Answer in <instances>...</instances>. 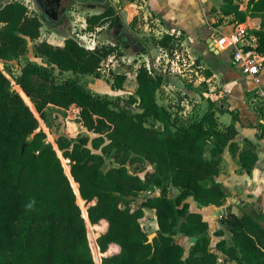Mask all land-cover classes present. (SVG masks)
<instances>
[{
	"label": "trees",
	"instance_id": "1",
	"mask_svg": "<svg viewBox=\"0 0 264 264\" xmlns=\"http://www.w3.org/2000/svg\"><path fill=\"white\" fill-rule=\"evenodd\" d=\"M219 9L234 23L252 16L259 25L253 30L257 50L264 54V0H249L246 9L239 0H224ZM113 13L107 8L89 16L88 28L113 26ZM42 19L21 0L0 3V61L19 59L28 39L36 41L37 54L46 60L21 68L15 78L20 92L0 68V264H95L92 253L99 248L95 241L90 249L87 213L94 224L107 222L98 238L101 250L120 246L118 253L103 257L104 264H220L222 257L264 264V225L257 217L246 211L238 215L229 206L221 217L231 232L227 239L188 201L224 205L228 196L216 176L225 148L250 172L258 159L255 144L235 140L236 127L220 123L213 101L199 117L159 103L157 93L168 79L164 73L141 67L128 100L91 91L80 75L99 78L102 60L119 44L88 48L74 37L63 45L40 40ZM180 39L165 34L156 43L174 50ZM66 71L73 75L63 76ZM126 79L116 74L112 86L122 89ZM52 106L74 114L92 136L65 132L56 145L48 141L39 116L45 119ZM258 130L264 139V125ZM108 155L117 163L105 169ZM145 162L152 169L144 176L130 171L129 163ZM150 189L157 192L145 195ZM147 209L155 211L158 224L153 242L142 226ZM179 233L195 239L188 251L176 240Z\"/></svg>",
	"mask_w": 264,
	"mask_h": 264
},
{
	"label": "crops",
	"instance_id": "2",
	"mask_svg": "<svg viewBox=\"0 0 264 264\" xmlns=\"http://www.w3.org/2000/svg\"><path fill=\"white\" fill-rule=\"evenodd\" d=\"M81 3L84 4L82 10L84 14L81 11L78 14L80 16L82 14L80 19L84 22L83 28L95 34V40L89 44L91 47H95L97 44L107 45V43H112L116 39L119 42L114 43V45L119 44V46H124L128 49L134 47L138 51H143L144 54L149 55L148 42L145 35L159 33L163 35L177 34L181 36L180 46L190 52V56L194 55L202 62H205V65H199V68L202 66L203 68H208L206 75L201 74L194 67L189 69L196 71L197 77L194 78L196 81V83H193L194 86H199L198 82H206L205 84L207 85L206 90L201 92L199 89H195L196 93L200 94V96L202 93V97H206L207 108L210 101L215 102L214 109L220 123L222 125L233 124L237 129L235 140L240 145H243L246 140L253 142L258 156L254 167L248 172L241 167L238 156L231 153L229 148L226 147L223 152V168L216 176V180L222 184L228 196L227 199L231 200L229 206H231L233 212L241 215L247 210V207L243 205L247 204L251 211L246 212L257 217L264 225V219L261 220L254 212L257 208H260L258 212H261L264 218V139L258 136V125L261 122L259 106L254 96V83L245 77L234 64L230 50H218L217 53L213 50L214 47L210 41V37H213L214 41H216L215 38L220 33L214 32L212 27L217 31H227L234 23L232 22L229 25L220 24L215 19L214 14H217L218 11L220 12L219 7L223 1L82 0ZM107 8L113 10L114 13L111 17L115 19V24L110 26V23L106 22L101 26H96L94 30H90L87 18L94 14H100ZM220 16L223 18L227 17L222 14ZM151 22L157 27L152 28L150 26ZM243 23L246 24V22ZM252 23L255 24L256 22L253 20ZM255 25L257 26V24ZM255 25L253 28H258ZM158 50L162 51V53L171 51L161 45H158ZM224 51L230 53L229 60L221 57ZM210 52H213V55L208 56ZM205 60H207V63ZM186 76V72L179 76L184 81V88L175 86L169 79L164 81L162 87L168 91L174 90V88H179L180 90L188 89V84L185 81ZM189 81L192 80L189 79ZM188 201L191 203L192 210L200 211L202 214L204 209L215 210L213 207H199L192 198H189ZM257 201H259L258 205L255 204ZM240 210L241 213H239ZM219 228L224 230L225 238L230 239L231 232L224 226ZM175 238H178L177 241L183 245L185 241L189 242V248L194 243L193 238L188 237L184 233H179ZM219 239L220 237L215 238L216 241ZM119 251L120 246L117 244H111L108 249V253L112 254ZM220 264L238 263L231 260L225 261L224 257H222Z\"/></svg>",
	"mask_w": 264,
	"mask_h": 264
},
{
	"label": "rangeland",
	"instance_id": "3",
	"mask_svg": "<svg viewBox=\"0 0 264 264\" xmlns=\"http://www.w3.org/2000/svg\"><path fill=\"white\" fill-rule=\"evenodd\" d=\"M6 0H0V3L5 2ZM23 1L29 8V11L31 14L39 15L41 16L42 12L40 7L37 5L36 0H21ZM224 2V0H222ZM249 0H239L240 6L242 9H246L247 4ZM82 0H63V9L65 12L60 14V17L58 18H51L50 19H42V28H41V37L40 40H47L54 44H60L63 45L65 42V39L67 37H74L76 38L80 43L84 45H89L95 40V34H92L89 30H86L83 28L84 22L80 19V14L78 12H83L84 4L81 3ZM84 14V12H83ZM220 12L218 11L217 14H214L215 19L219 21L220 18H222L221 24H231L233 22V16H227L226 18H223L220 16ZM216 20V21H217ZM253 20L255 19L252 16H248L246 22V26L249 28V38L252 43L257 45V38L253 33L254 29H258L259 25L256 22L258 28H253L255 24H253ZM234 24V23H233ZM2 24L0 23V27ZM152 28H156L157 25H155L153 22H151L150 25ZM256 26V25H255ZM256 26V27H257ZM225 31V30H224ZM144 32V31H142ZM115 33V32H114ZM163 34H151V35H145V38L148 42V48H149V55L144 54L143 51H138L134 47L132 48H126L124 46H119L118 56L113 58L112 63H117V60L123 65V68H125L124 72H129V74H126L127 79L124 83V88L117 89L112 86L115 75L119 74L118 72H110L108 69L106 71H100V77H96L93 74H85L80 75V79L83 83H85L91 91H94L96 93H100L101 95H107L109 98L113 100H128L131 94L135 91V75L138 71V67L147 61L152 64H157V61L165 62L167 63V58L162 51L158 50V45L155 42L156 39L161 37ZM108 36V35H106ZM114 39V37H113ZM35 40L28 39V49L25 54H23L19 59L3 63L0 61V68L4 70V72L7 74V76L12 80L14 83V87L20 92V87L15 84V78L20 74L21 68L27 64L30 61L38 62L41 64L46 63L45 58L39 56L35 50ZM119 41H112L107 45H114V43ZM182 46L174 49L169 50L170 51V57L175 58V50H177L178 55L181 56V59L190 62L194 61V64L189 66L190 68L198 69L201 74L206 75V70L208 68L200 67L199 65H205V62H202L199 58H196L194 55L190 56V52H187L184 50ZM210 55H213V52H210ZM161 57L160 60L158 58ZM221 57L229 60L230 53L228 51H224L221 54ZM153 60V61H152ZM207 63V60H205ZM187 67V68H189ZM189 68V69H190ZM187 70V69H186ZM196 71L187 70V76L185 77V81L188 84V89L180 90L179 88H174V90L168 91L166 88L161 87V89L158 91L157 95L159 98V102L166 104L169 106L173 111L176 113H186L189 117H199L201 116L207 109V102L206 97H202L200 94L196 93L195 89H199V91L206 90V82H198L199 86H194L193 83H196L195 77H197ZM191 74V75H190ZM73 75L72 72L66 71L63 73V76H69ZM191 79L192 81H189ZM201 98V99H200ZM29 104V103H28ZM34 111H36L33 103L29 104ZM134 110H136V107H133ZM37 114V113H36ZM39 116V115H38ZM186 116V115H185ZM40 119V127L39 129H43L47 133V139L48 141L54 143L56 145V138L65 132H69L72 135H89L92 136V133L88 131L82 123L79 121V119L74 115L68 113L66 110L61 108H56L52 106L49 111H47V116L45 119ZM156 126L162 127L163 124L160 122H156ZM211 147V144H208V149ZM62 152H60L61 155ZM65 163L66 169H71L68 160H64L63 164ZM117 162L115 159L108 155L106 158V163L104 165V168L107 169L113 164H116ZM64 165V166H65ZM130 171L137 172L141 176H144L147 170L152 169V164L149 162L145 163H129L128 164ZM157 190L150 189L146 191L145 195H152ZM173 195L177 193L176 189H173L172 191ZM81 202H83L81 200ZM259 201L255 202V204L258 205ZM133 205H136V203H133ZM243 206L247 207L246 211H251V208L245 204ZM242 206V207H243ZM259 207V206H258ZM85 213L86 205L82 206ZM260 208H257L255 214L263 220L262 213L258 212ZM262 211V210H261ZM216 210L211 209H204L203 215L204 218L207 219L211 224H213V228H219L222 227L221 225V217L216 213ZM241 213V210L239 211ZM142 226L143 228L149 233H153L158 229V224L155 216V211L151 209H147L146 215L142 219ZM91 232V231H90ZM178 240V238H176ZM180 240V239H179ZM95 236L92 238L91 244L95 247ZM190 243L185 241L184 246L186 249L189 248ZM94 256L96 257V261H98V264H100V251H98L95 248ZM104 256V254L102 255Z\"/></svg>",
	"mask_w": 264,
	"mask_h": 264
},
{
	"label": "built area",
	"instance_id": "4",
	"mask_svg": "<svg viewBox=\"0 0 264 264\" xmlns=\"http://www.w3.org/2000/svg\"><path fill=\"white\" fill-rule=\"evenodd\" d=\"M214 32H220L215 40L218 44V50H230L232 59L234 64L238 67L240 72L250 79L254 83V96L259 106L260 112V122L264 124V54L257 50V45L252 43L249 38V28L244 23H234L230 29L227 31H217L212 27ZM88 48H93L90 45H85ZM118 51V50H116ZM115 50L109 54L106 58H104L100 64L99 71H106L107 69L110 72H118L119 74H129V72H124L125 68L123 65L117 60V63H112L113 58L118 56V53ZM175 52V58L170 57V52L164 51V54L168 56L167 63L157 61V64H152L150 62H146L138 67V70L141 67H145L151 73H164L167 76L178 75L185 73L189 70V66L194 64V61L187 62L184 59H181V56L178 55L179 52L177 50ZM161 57L158 58L160 60ZM189 67V68H187ZM187 69V70H186ZM138 72V71H137ZM137 74V73H136ZM87 210V206H86ZM84 212V210H83ZM85 215V213H84ZM86 217L87 221V239L90 246L92 242V238L95 236V240L98 244V248L100 251V264L103 263V257L107 255H111L112 253L103 252L100 248V244L98 242V238L102 232L107 227V222L102 221L100 223H92L88 217V213ZM91 231V232H90ZM91 249V246H90ZM92 252V250H91ZM104 254V256H102ZM114 254V253H113ZM93 255V259L95 264H98L96 261V257Z\"/></svg>",
	"mask_w": 264,
	"mask_h": 264
},
{
	"label": "water",
	"instance_id": "5",
	"mask_svg": "<svg viewBox=\"0 0 264 264\" xmlns=\"http://www.w3.org/2000/svg\"><path fill=\"white\" fill-rule=\"evenodd\" d=\"M210 41L214 47L213 50L218 53V47L219 46L216 43V41H214V38L210 37ZM168 79L171 83H173L177 87L184 88V86H185L184 81L178 75L168 76ZM230 203H231V200L227 199L226 203L222 206H217V205L213 204V205H209L207 207H213L217 211L218 215L223 216L227 213L228 206L230 205ZM156 235H157V232H153V233L149 234V241L153 242V239ZM192 240L194 241L195 239L193 238Z\"/></svg>",
	"mask_w": 264,
	"mask_h": 264
},
{
	"label": "flooded vegetation",
	"instance_id": "6",
	"mask_svg": "<svg viewBox=\"0 0 264 264\" xmlns=\"http://www.w3.org/2000/svg\"><path fill=\"white\" fill-rule=\"evenodd\" d=\"M45 19L58 18L64 13L63 0H36Z\"/></svg>",
	"mask_w": 264,
	"mask_h": 264
}]
</instances>
